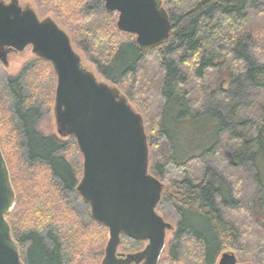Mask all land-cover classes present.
Instances as JSON below:
<instances>
[{"label":"trees","instance_id":"obj_1","mask_svg":"<svg viewBox=\"0 0 264 264\" xmlns=\"http://www.w3.org/2000/svg\"><path fill=\"white\" fill-rule=\"evenodd\" d=\"M50 1L51 4L56 3L54 7L58 5L69 15L77 16L79 21L76 23L92 28V37L82 39L69 20L65 21V30L76 50L86 52L98 74L115 85L144 117L150 147V170L164 183L157 210L162 214L168 202L180 219L176 235L169 244L170 259L180 257L176 241L193 237L202 246L204 264H216L220 253L235 247L240 240L238 229L226 215L229 208H237L238 200L233 190L235 184H231L228 177L208 160L215 161L216 157L222 156L223 150L231 146L232 152L223 153L226 160L235 169L250 164L256 171L259 186L264 189V61L254 60L249 46L240 40L242 34L249 35L253 54L257 47L255 30L249 31L246 26L250 0H163L171 18L170 38L151 52L141 51L135 34L118 29V14L104 9L96 16L85 8L87 0ZM154 51H161L165 69L159 83L157 112H151L147 106L146 109L136 93L127 91L128 78L137 80L141 75L140 64ZM224 59L229 61L234 71L232 77L249 82L261 95L258 115L262 117L255 116L254 120L245 122L244 131L250 134L248 137L234 132L230 139L226 138L232 129L226 117L219 109L204 107L203 99L209 89L222 92L219 76L223 73V64L219 62ZM37 60L38 65L48 66L53 72L49 61L38 56ZM30 74L34 78L32 71ZM17 82L11 79L8 83L13 95L5 92L8 90L6 81L1 82L5 93L1 92L4 97L1 95L0 143L16 192V204L7 220L20 247L22 260L25 264H101L108 242L106 226L90 215L89 223L84 225L93 228L97 234L79 243L81 239L74 240L69 228L67 234H63L65 225L49 219L54 218L50 215L54 204L51 202L53 192L68 213H72L76 220L81 218L71 205V193H78L77 187L83 175V155L77 141L73 136L42 132L38 126L43 107L41 103L37 104L42 93L37 87L38 99L34 100L31 90L22 97ZM54 92L52 85L49 95L53 97ZM11 97L16 101L15 108L10 103ZM7 124L8 138L5 136ZM22 139L26 143L27 155L20 152ZM9 147L19 152L22 171L28 172L24 184L18 180L19 164L10 158ZM197 164L203 166L199 169L202 173L197 172L194 176ZM38 168L43 170V192L35 189ZM172 171L181 176L177 182L170 183ZM24 204L31 214L23 215L21 220L19 216L23 213ZM257 206L255 202L254 211ZM37 213L40 217L34 219ZM74 223L72 227L75 229ZM125 242L130 249L137 251L146 244L123 235L120 246L125 247ZM87 253L90 257L86 259Z\"/></svg>","mask_w":264,"mask_h":264},{"label":"water","instance_id":"obj_2","mask_svg":"<svg viewBox=\"0 0 264 264\" xmlns=\"http://www.w3.org/2000/svg\"><path fill=\"white\" fill-rule=\"evenodd\" d=\"M118 13L120 31L135 34L141 51L166 44L171 18L163 0H104ZM32 48L49 61L57 77L54 113L58 133L73 136L83 155L77 191L90 206L91 217L109 230L101 264H159L174 226L157 208L164 183L150 170V147L143 115L113 84L100 80L85 65L69 33L52 17L40 18L18 0H0V61L8 65L12 51ZM16 204L0 143V264H25L7 215ZM145 241L134 253L119 251L122 236ZM219 264L238 263L226 252Z\"/></svg>","mask_w":264,"mask_h":264},{"label":"rangeland","instance_id":"obj_3","mask_svg":"<svg viewBox=\"0 0 264 264\" xmlns=\"http://www.w3.org/2000/svg\"><path fill=\"white\" fill-rule=\"evenodd\" d=\"M3 1L9 3L12 0ZM18 1L22 6L35 9L40 18L52 17L64 29H66L65 21L69 20V23L74 26L76 32L80 34V37L82 39L85 37L90 39L92 37V28H89L86 24L83 25L80 23H76L79 21L77 16L69 15V13L64 12L63 8L59 7L58 5L54 7L53 5H56V3L51 4L50 0ZM85 8L90 11V13L99 16L105 9V2L104 0H87L85 3ZM246 15L247 30H255V40L257 43V47L253 50L254 55L252 54V50L250 49L251 40L249 35L242 34L240 36V40L247 46H249V52L252 55L253 59L255 58L254 60L264 61V0H250ZM78 51L81 54L85 65L93 70L100 80H103L104 78L98 74L95 64L88 58V54L86 52L84 53L82 49H79ZM162 60L163 55L161 51H154L151 54H148L140 64L141 69L139 74L141 75H139L137 80L133 77H129L127 80V91L129 93H136L140 103L145 108L147 106L151 110V112L152 110L154 112H157L156 108L160 102L159 83L162 79V75L165 74ZM38 61L39 60H37V56L33 52L32 48H27L24 52L20 53L10 52L8 55L7 66L0 61V105L3 104L1 95L4 97V94L1 93L2 91L4 92L1 85V82L3 80L6 81L7 87L11 79L17 80L22 97H26L29 94L28 91L31 90L35 95V98L33 97L34 100L39 98L36 95L35 90V88L38 87L39 92L42 94L37 104L40 105L41 103V106L44 108H41L42 119L39 123L38 128L45 134L59 135L54 113L55 92L53 97L49 95V91L52 88V85L54 86V89L56 91L57 77L54 70L52 72L50 67L43 64L38 65ZM220 63L223 64V73L220 76L218 75L220 77V89L222 90V92L217 91L216 89H209L203 99L204 107L219 109L226 117L227 121L230 123V127L232 128L227 133L226 138L228 137V139H230V137H232L231 135H233L234 132H241L243 135L248 137V135L250 134L244 131L245 122L254 120L253 118L255 116H258L259 118L262 117L259 116L262 103L261 95L259 94V90L250 85L249 82L242 81L241 79L237 80L235 79V77H232L234 76L232 75L234 74V71L232 70L231 65L227 59H224V61H220L219 64ZM30 69L34 78L30 74ZM37 72L40 73L37 74ZM8 90L6 89L5 92H7V94H12L9 87ZM10 103L12 104V108H15L14 106L16 105V101L14 97H11ZM16 121L19 123L18 117L16 118ZM7 125L8 126L6 130H4L5 136H7L8 138V134L10 131L9 124ZM7 151L10 158L14 160L16 164H19L18 167L20 173L18 174V180L20 184L26 183L28 172L22 171L21 164L19 162V152L11 150V148ZM224 151L226 152V154L232 152L231 146L227 147L226 150H223L222 156L218 158L216 157L215 161L208 160V162L222 174H225L231 184H235L236 186V188L233 186V190L235 193V197L238 200V206L237 208H229L228 211L226 210V215L229 216V222L233 223L238 229L240 233V240L235 247H229L226 248V250L229 249L235 251L240 261L250 264H264V189L259 186V182L256 177V171L250 164H246L241 168L235 169L234 165L232 164L231 166V162L229 160H226V156L224 157ZM20 152L27 155V148L24 139H22L21 142ZM74 153L77 155L79 154L78 151L76 152L75 150ZM201 168H203V166L200 164L194 166V169L196 170L193 171L194 176H197V172L202 173V171H199V169ZM41 172H43V170L40 168L36 169L35 172L34 184H36L35 189L37 192H43L44 190L43 184H41L43 182L41 180ZM169 175L170 177H172L171 179H169L170 183L180 180L179 178L181 174L177 172L172 171V173H170ZM71 196V205L74 210L81 214V218L79 220H76V217L72 213H68L64 209L63 205L59 203L55 192H53L51 194V202L54 204L51 205L50 215H53L54 218L49 219L61 222L63 226L65 225L63 234H67L69 228L71 234H73L72 238L74 240L81 239L79 241L80 243L87 237H95L97 233L93 228L88 227V225H84L89 223V216L91 215L90 206L83 200L82 197L79 196L78 193L73 192L71 193ZM26 202L27 201L24 198V203ZM255 202L258 204V206L254 211L253 209L255 206ZM22 210L23 213H21L19 216L21 220L23 218V215L30 216L31 214L30 212H27V206L25 204ZM162 215L174 226L179 225V216L175 212L174 207L168 202L165 203V209L163 210ZM36 217H40V214H35L34 219H36ZM72 223L75 224V229L72 227ZM43 233L46 234L47 232ZM173 238V231H168V248L166 246V250L163 253L160 262H162L164 259V261L162 262L163 264H204L202 246L193 237H190L189 240H186L185 238L183 240H180L179 242L176 241L180 247V257L177 260L170 259L169 244L170 241L173 240ZM46 242H48L47 239ZM124 246L125 247L120 246V252H137V250L130 249L127 242H125ZM145 246L146 244L142 246V249H144ZM25 249H27V247ZM80 253L81 255H83L82 252ZM88 257H90V254L88 256L86 255V259Z\"/></svg>","mask_w":264,"mask_h":264},{"label":"flooded vegetation","instance_id":"obj_4","mask_svg":"<svg viewBox=\"0 0 264 264\" xmlns=\"http://www.w3.org/2000/svg\"><path fill=\"white\" fill-rule=\"evenodd\" d=\"M23 8H26L25 6H22ZM12 52H16L17 53V51H12ZM18 53H20V52H18ZM161 214V213H160ZM162 215V214H161ZM178 215V214H177ZM163 216V215H162ZM164 217V216H163ZM166 220V219H165ZM167 221V220H166ZM169 222V221H168ZM172 224V223H171ZM173 225V224H172ZM174 226V225H173ZM177 230H178V226H174V229L172 230L173 231V233H174V237H175V235H176V232H177ZM167 236H168V234H167ZM145 242V241H144ZM146 243V242H145ZM167 248H168V241H167ZM230 248H232V247H230ZM226 252H231V253H234L235 254V256H236V258H237V262L238 263H246V262H243V261H240V259L238 258V256H237V254H236V252L235 251H233V250H229V249H224L221 253H220V255H219V257L217 258V260H216V264H219V262H220V259H221V257H222V255L224 254V253H226ZM250 264V263H249Z\"/></svg>","mask_w":264,"mask_h":264}]
</instances>
